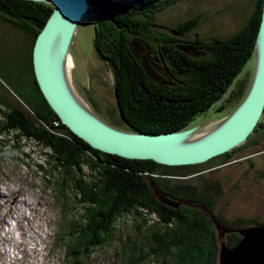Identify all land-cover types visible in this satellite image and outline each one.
<instances>
[{
	"label": "trees",
	"instance_id": "obj_1",
	"mask_svg": "<svg viewBox=\"0 0 264 264\" xmlns=\"http://www.w3.org/2000/svg\"><path fill=\"white\" fill-rule=\"evenodd\" d=\"M177 1L87 0L89 6L95 7L94 51L113 72L119 114L118 121L109 120L113 125L124 122L126 129L146 133L178 130L189 127V121L215 104L226 90L223 100L237 97L241 99L238 104L247 94L244 81L234 88L232 83L254 53L262 0H254V7L240 28L226 36L212 35L208 39L195 31L201 13L173 24L157 19L158 12ZM51 11L52 5L44 1L0 0V20L24 30L31 40L25 75L31 94L23 101L35 116H29L17 106L9 109L0 106V143L1 148L8 143L16 156L18 152L27 156L28 153L22 151L25 139L48 148L43 162H37L38 170L62 197L69 190L73 192L80 208L79 213L77 210L64 224V257L81 264L91 251L113 240L116 221L130 211L140 219L135 223L137 230L147 220L144 212L157 214L161 224L149 228V237H143L140 242L130 239L121 242L120 254L109 264L147 261L151 264H218L219 245L213 227L190 228L180 220L174 226L168 221L167 226V220L175 212L153 196L146 179L151 177L167 191L173 187L177 190L195 187L180 182L173 186L170 179L167 178V182L159 179L164 178V173L176 174L172 168L193 169L199 163L168 165L150 158L125 157L94 148L63 124L44 98L33 73L31 53L34 38ZM135 37L167 69L169 76L163 78L164 83L155 80L142 63L131 44ZM186 45L201 54L192 55L180 47ZM223 100L216 105L218 109L225 106ZM259 125L264 127L263 118H259L255 129ZM239 146L220 156L231 160ZM1 152L6 154L7 149ZM20 156V160H26ZM157 172L162 175L157 176ZM212 187L220 188L217 184ZM195 199L200 200L197 196ZM238 240L229 241L228 245H235Z\"/></svg>",
	"mask_w": 264,
	"mask_h": 264
},
{
	"label": "rangeland",
	"instance_id": "obj_2",
	"mask_svg": "<svg viewBox=\"0 0 264 264\" xmlns=\"http://www.w3.org/2000/svg\"><path fill=\"white\" fill-rule=\"evenodd\" d=\"M253 7L254 0H179L158 12L157 19L173 24L201 13L202 17L195 31L208 39L212 35L226 36L240 28ZM94 9L95 7L89 6L78 21L69 48L72 64L68 67V74L78 98L100 118L110 123L109 120L116 121L119 114L111 66L97 57L93 47ZM131 44L152 77L164 83L163 78H167L169 73L163 63L139 38H133ZM30 47L31 40L24 31L0 20V106L6 109L17 106L29 116L35 117L23 101V98L29 99L31 94L30 84L25 79ZM180 47L192 55L201 54L190 45ZM254 69L255 54H252L235 76L232 88L244 81L242 84H246L247 92ZM240 100L230 97L229 100H223L225 106L221 109L213 104L197 113L189 124L202 127L194 133L199 134L218 125L238 106ZM260 118L264 119V111ZM124 124L121 122L118 123L119 126H114L126 129ZM249 134V138H246L244 144L241 143L243 145L240 144L229 161L219 155L200 162L193 169L171 170L189 178L194 177L196 172L210 173L212 181H218L221 188L220 205L225 209H237L246 216L241 217L249 218L246 223H253L249 222L250 219L264 216V127L259 125ZM193 135L191 137L197 134ZM22 143V151L28 153L27 156L20 152L16 156L8 143L3 144L2 148L0 143V264H68L69 260L64 257L63 241L55 243L62 229L64 231L66 221L75 216L80 206L75 203L72 191L69 190L62 197L38 170L37 162H43L48 148L34 140L25 139ZM5 149L6 154L1 152ZM20 155L26 160H20ZM15 199L19 203L16 204ZM156 217L153 213L149 215L152 219ZM131 220L133 219L120 217L116 221L118 226L113 228V240L91 251L83 264H109L120 254L121 242L127 239L140 242L143 237H149L148 229L153 226H147L145 222L137 230L134 229L135 222ZM215 226L218 231L216 222ZM233 230L236 238L243 236L237 229ZM219 240L228 244L224 236L218 238V245Z\"/></svg>",
	"mask_w": 264,
	"mask_h": 264
},
{
	"label": "water",
	"instance_id": "obj_3",
	"mask_svg": "<svg viewBox=\"0 0 264 264\" xmlns=\"http://www.w3.org/2000/svg\"><path fill=\"white\" fill-rule=\"evenodd\" d=\"M36 1L52 5V11L32 45L31 60L36 82L61 122L90 146L168 165L194 164L240 145L256 127L264 111V0L254 45L255 69L247 94L223 121L197 133L192 139L187 137L196 134L194 132L202 126L196 124L159 133L133 131L114 126L83 106L67 81L64 62L78 21L89 9L87 0ZM226 92L216 100V105ZM216 225L219 228L218 222ZM230 229H237L243 236L232 247L219 240L218 264H259L264 261V223Z\"/></svg>",
	"mask_w": 264,
	"mask_h": 264
},
{
	"label": "flooded vegetation",
	"instance_id": "obj_4",
	"mask_svg": "<svg viewBox=\"0 0 264 264\" xmlns=\"http://www.w3.org/2000/svg\"><path fill=\"white\" fill-rule=\"evenodd\" d=\"M156 174L157 176L162 175L161 172H157ZM209 174L210 173L196 172L194 177L189 178L186 175H180L177 173L173 175L164 173V178L159 179L161 182H167L168 178L171 180L173 186L175 185V182L191 183L195 185V187L185 188V190H177L173 187L170 191L162 190L159 187L158 182L153 181L151 177L146 178L149 181L153 196L160 201L164 207H170L175 212L171 219L167 220V226L168 221L170 222V226H174L178 220H180V222L184 221L190 228L199 229L205 225L211 226L215 230L217 239L219 238V234L222 233L221 236H224L228 242H233L236 240L237 236L233 234L235 231L230 230V228L264 223V216L259 219H250L249 222L253 223H246V220L249 218H245L246 216L244 214H240L237 209H225L223 205H220L222 204V200L220 198L222 195L221 188L216 189L212 187L213 184L219 185V182L214 181L213 183V178ZM195 196L200 198V200L195 199ZM162 210L164 211L165 209ZM144 213L145 215H143L147 219L145 223L147 226L155 227L161 224L160 220L157 221L160 219L157 214L154 213L157 217L156 219H152L149 218V215L152 213ZM121 217H126L129 220L131 218L133 219L131 221H134L135 223L137 222L136 220H140L135 218L134 212L130 211L124 213ZM215 222L220 224L218 231L216 230ZM117 226L118 225L116 223L114 229H116ZM135 228L136 226L134 224V229Z\"/></svg>",
	"mask_w": 264,
	"mask_h": 264
},
{
	"label": "bare ground",
	"instance_id": "obj_5",
	"mask_svg": "<svg viewBox=\"0 0 264 264\" xmlns=\"http://www.w3.org/2000/svg\"><path fill=\"white\" fill-rule=\"evenodd\" d=\"M73 41V40H72ZM71 64H72V61H71V57H70V53L68 54V56L66 57V59H65V62H64V71H65V75H66V78H67V81L69 80V74H68V67H71ZM70 82V80L68 81V83ZM70 84H71V82H70ZM69 84V85H70ZM72 86V85H71ZM73 88V87H72ZM78 101L83 105V106H85L86 108H88L87 106H86V104L81 100V99H79L78 98ZM203 132V131H202ZM197 134V133H196ZM195 134V135H196ZM193 134H190L188 137H187V139L189 138V139H192V138H194V137H191ZM195 135H193V136H195ZM198 135V134H197ZM15 203L17 204V203H19L18 202V200L17 199H15ZM28 205V204H27ZM32 228V227H31ZM39 254V253H38ZM260 263L259 264H264V261H259ZM33 263V262H32Z\"/></svg>",
	"mask_w": 264,
	"mask_h": 264
},
{
	"label": "clouds",
	"instance_id": "obj_6",
	"mask_svg": "<svg viewBox=\"0 0 264 264\" xmlns=\"http://www.w3.org/2000/svg\"><path fill=\"white\" fill-rule=\"evenodd\" d=\"M64 232V231H63ZM61 233V236H60V239H59V242L58 243H60V241L62 240L63 241V246H64V240H65V235H66V233L64 234V233ZM64 256H65V253H64ZM87 259V258H86ZM68 260H69V263L70 264H75V263H73L71 260H70V258H68ZM85 261V260H84ZM84 261L81 263V264H83L84 263Z\"/></svg>",
	"mask_w": 264,
	"mask_h": 264
}]
</instances>
